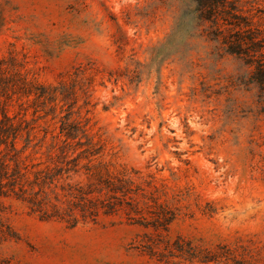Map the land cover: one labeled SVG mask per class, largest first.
<instances>
[{
    "label": "rangeland",
    "instance_id": "obj_1",
    "mask_svg": "<svg viewBox=\"0 0 264 264\" xmlns=\"http://www.w3.org/2000/svg\"><path fill=\"white\" fill-rule=\"evenodd\" d=\"M250 1L264 60V0ZM192 6L190 0H0V59L22 62L39 83H62L97 158L154 181L164 192L160 200L177 209L165 239L180 237L196 256L217 255L204 264H264L259 53L248 59L226 52L190 18L175 32L180 13ZM17 111L13 102L8 113ZM55 113L37 118L31 107L25 111L26 119L35 118V147L25 152L37 150L39 161L51 142L61 141ZM23 143L24 135L17 146ZM3 201L13 236L0 242V264L153 262L137 248L151 231L124 214L69 227L40 220L12 198ZM190 256L173 259L203 264Z\"/></svg>",
    "mask_w": 264,
    "mask_h": 264
},
{
    "label": "trees",
    "instance_id": "obj_2",
    "mask_svg": "<svg viewBox=\"0 0 264 264\" xmlns=\"http://www.w3.org/2000/svg\"><path fill=\"white\" fill-rule=\"evenodd\" d=\"M190 2L193 6L180 13L175 32L190 18L198 27H205L209 39L226 52L248 59L252 53H259L254 74L259 84L264 85L262 46L254 27L256 13L251 1ZM244 4L249 5L245 8ZM249 63L254 65L252 60ZM23 67L14 58L0 59V242L13 236L11 226L3 218L6 209L3 200L12 198L40 220L63 221L69 227L95 221L100 215L124 214L129 223L151 231L144 233L137 246L153 261L144 264H185L173 257H182L187 252L191 254V262L194 257L203 264L216 261L217 255L212 253L196 256L191 252L194 249L180 243V237L170 241L162 236L177 218V209L170 207L166 199L160 200L164 192L140 171L132 167L111 168V164L97 158V148L81 119L79 107L60 92L64 85L39 83ZM13 102L18 111L10 115L8 107ZM28 107L37 118L49 112L55 117L57 109L61 114L57 135L61 141L49 144L44 161L34 157L37 150L25 152L29 146L35 147L30 145L35 118L24 117ZM23 135L24 143L18 147L17 141Z\"/></svg>",
    "mask_w": 264,
    "mask_h": 264
}]
</instances>
